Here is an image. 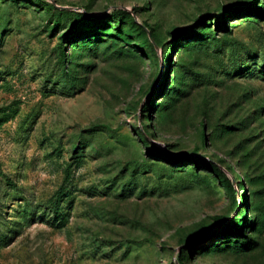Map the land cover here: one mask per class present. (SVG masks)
<instances>
[{
  "label": "rangeland",
  "instance_id": "1",
  "mask_svg": "<svg viewBox=\"0 0 264 264\" xmlns=\"http://www.w3.org/2000/svg\"><path fill=\"white\" fill-rule=\"evenodd\" d=\"M180 263L264 264V0H0V264Z\"/></svg>",
  "mask_w": 264,
  "mask_h": 264
},
{
  "label": "trees",
  "instance_id": "2",
  "mask_svg": "<svg viewBox=\"0 0 264 264\" xmlns=\"http://www.w3.org/2000/svg\"><path fill=\"white\" fill-rule=\"evenodd\" d=\"M238 9V7H235V8H232V9H230L231 11H235V10H237ZM81 17L83 18V19H87V17H85V16H83V15H81ZM202 17H204V16H202ZM220 21H221V17L219 16L218 18H217V22H219L220 23ZM72 27H73V24L71 25ZM139 27L141 28H145V29H147L148 27H147V25L145 24V23H141L140 25H139ZM190 35H194L193 33L192 34H190ZM199 36V35H198ZM148 41L149 40H147L146 39V42L148 43ZM149 45H150V43H149ZM151 47V46H150ZM144 107H145V105H144ZM143 107V108H144ZM208 168H209V170L213 173V175L217 178V179H219L220 180V182L228 189V190H230L231 192H232V194L233 195H235V193H236V190L235 189H233L232 187H231V185H230V183H229V181L224 177V175H223V173L215 166V165H213V164H209L208 165ZM232 200H234L235 201V197H233L232 198ZM219 217H216V219H218ZM241 226H242V222L239 220V221H234V222H230V223H228L227 224V226H226V228H227V230H229L231 233H233V234H239L240 233V230H241ZM181 264V263H180Z\"/></svg>",
  "mask_w": 264,
  "mask_h": 264
}]
</instances>
